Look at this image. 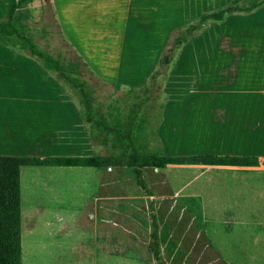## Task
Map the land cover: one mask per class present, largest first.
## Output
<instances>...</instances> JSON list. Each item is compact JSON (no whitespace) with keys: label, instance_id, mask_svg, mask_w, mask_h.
<instances>
[{"label":"crops","instance_id":"0c3cea01","mask_svg":"<svg viewBox=\"0 0 264 264\" xmlns=\"http://www.w3.org/2000/svg\"><path fill=\"white\" fill-rule=\"evenodd\" d=\"M118 1L119 7L121 3L133 8L132 0ZM173 1L150 3L155 12L167 8L171 12ZM203 1L213 4L212 8L196 7ZM230 1L176 0L174 7L180 6L184 13L187 8L183 6L203 13ZM55 3L60 32L88 72L115 84L101 78L86 61L83 53L89 50L72 34L73 6L85 4L71 2L72 7L67 6L62 15ZM133 5L138 6L137 0ZM180 24L181 20L170 28ZM105 38L101 43L106 48L100 55L112 62V68L120 69V56L110 48L120 46V38ZM160 56H154L155 63L146 75L155 70ZM163 91L168 98L157 136L165 156H255L259 160L256 167L168 165L163 169L171 192L168 199L197 206L205 233L228 264H264V5L247 15H229L185 44ZM95 153L76 105L52 76L30 56L0 45V156L92 157ZM31 169L73 171L68 202L74 205L72 213L68 208L63 215L46 209L43 196V203L35 202L40 184L29 187L31 200L24 208L22 180ZM82 172L88 175L89 184H75ZM105 173L96 167L20 168L23 264H27L24 255L31 245L47 254L43 264H121L119 254L141 252L138 241L122 224L97 218L95 205L109 200L102 188L108 186L103 184ZM61 185L42 186L49 206L60 199ZM80 204L83 207L76 213L75 206ZM91 207L94 213L86 215Z\"/></svg>","mask_w":264,"mask_h":264},{"label":"rangeland","instance_id":"374dc122","mask_svg":"<svg viewBox=\"0 0 264 264\" xmlns=\"http://www.w3.org/2000/svg\"><path fill=\"white\" fill-rule=\"evenodd\" d=\"M55 2L62 15L66 11L65 8L68 6L70 9L73 3L85 4V7L80 5L76 7L73 4L75 9L72 15L74 28L72 34L80 40L83 47L89 50L84 52L83 55L86 61L101 73V78L115 84L117 83L115 85L102 82L91 75L84 65L80 67L78 78L85 83L87 91L92 96L94 110L96 112L101 111V113H104L106 107L110 103H114L116 98L126 96L129 89H138L146 84L149 78L146 73L149 71V67L155 63L153 60L154 56L156 57L159 53H163L177 29L194 23L202 14V12H190L188 6H183L187 8L186 13L180 11V6L174 7L176 0L171 2V12L169 8L162 10V12H155L150 0H137L138 6H134V0H132V9L129 6H122L121 3L119 7L118 0H55ZM140 3L142 5L139 6ZM212 5L203 1L196 7L209 9L212 8ZM194 8L192 7V9ZM88 9L92 10L89 11ZM26 10L29 18L26 19L25 23L30 28L34 39L40 47L46 44L47 50L53 55H61L69 62L84 64L82 58L78 56V52L73 50L60 33L59 14L54 8L53 0H33L26 7ZM168 10L169 12H165ZM180 20L182 21V25H179L180 27L170 28L178 25ZM107 22L108 27H106ZM123 25H125V28ZM40 36H43V39H40ZM106 36L120 38V46L114 45L110 47L112 48L111 52H117L116 55L119 54L120 56V64L122 65L120 69L116 68V66L112 68L110 66L112 62L100 55L101 51L103 52L106 48L105 44L101 43L103 39L109 38H105ZM115 59L116 57L113 62ZM92 73L96 76L95 72ZM63 90L74 102L80 114V110L83 109V103L80 101L78 93L70 88ZM125 104L122 100L120 101V114L128 111L124 107ZM97 115L98 113L95 114L96 117ZM81 122L86 129L92 148L96 150L95 155L123 154L124 148L121 144L120 149L115 147L111 138L104 140L96 131L92 130V125L85 124L82 118ZM90 130L93 131L92 138H90ZM31 170L25 171V176L22 180L24 208L30 198L29 187L31 188L33 184H40L35 189V191L37 190L36 193H38L35 197V202L43 203L41 197L43 196L46 209H54L55 212L63 215L68 208L69 212L72 213L74 205H69V182L72 183L73 171L69 169ZM58 178L61 179L60 182ZM165 178L163 171L157 172L143 169V180L147 188L153 193L152 197H148L136 184L133 169L116 167L107 170L103 177V184H108V186L103 185L102 188L106 191L109 200L104 201L103 204L99 202L95 205L98 207V220L105 219L113 223L122 224V227L129 231V235H132L138 241L136 247L141 252L129 251V253L118 255L119 259L121 258L124 262L123 264H154L151 251L148 248V244L152 242L150 237L152 230L151 213L157 216L160 250L162 259L167 264H210L203 258V253L207 251V244L202 234L198 231L193 234L189 232L192 225V214L187 210L188 207H183V203L176 199H168L170 197L168 190L170 189L168 184H166ZM88 180V175L82 172L75 184H89ZM58 184H62L60 187V199L49 206L47 204L48 200H45L42 186L44 185L45 188L51 186L52 188L54 186L58 187ZM101 190L103 191V189ZM185 205L188 206L187 204ZM80 207H83V205L75 206L76 213L79 212ZM101 209H103V213ZM89 213H94V207L86 210V215ZM22 229L24 231V228ZM32 239L35 240V238ZM177 246L183 247V253H179ZM30 248V251L24 255V261H27V264H43L42 260L47 254H43L42 251L38 252L34 245H31ZM122 261L120 262L121 264Z\"/></svg>","mask_w":264,"mask_h":264},{"label":"trees","instance_id":"16d2710c","mask_svg":"<svg viewBox=\"0 0 264 264\" xmlns=\"http://www.w3.org/2000/svg\"><path fill=\"white\" fill-rule=\"evenodd\" d=\"M33 0H0V45L13 52L30 56L38 62L58 83L62 89L76 91L83 109L80 115L85 124L92 125L104 140L111 138L115 147L123 146V154L94 155L92 157H30L0 156V264H22L21 252V202L20 168L21 167H96L106 171L112 168L133 169L136 184L148 197L153 193L143 180V169L163 171L168 165H206L256 167L259 160L255 156H165L157 136V129L162 119L167 94L163 91L171 71L175 68V58L181 48L202 30L214 23L223 22L229 15H247L264 5V0H232L227 5L214 11L202 13L197 21L184 28L177 29L171 42L157 61L156 69L148 82L138 89H129L128 95L116 98L106 107V111H95L93 98L79 77L80 67L86 64L66 61L61 55H53L47 45L40 47L30 28L25 23L29 18L26 7ZM65 39L62 32H60ZM43 39V36H40ZM87 69V68H86ZM128 109L120 114V101ZM161 100V101H160ZM100 109V108H98ZM98 113L97 117L95 114ZM90 130V138H92ZM264 164V161H263ZM159 175V173H158ZM168 190V194H170ZM171 195V194H170ZM192 214L189 232L202 234L207 251L203 258L210 264H227L209 241L197 206L183 204ZM195 215V216H194ZM152 242L148 248L154 264H167L162 259L160 250L159 225L157 216L150 214ZM199 227V228H198ZM179 253L183 247L177 246ZM177 253V254H179ZM187 253V252H186Z\"/></svg>","mask_w":264,"mask_h":264}]
</instances>
